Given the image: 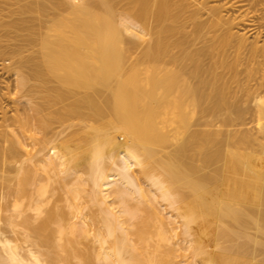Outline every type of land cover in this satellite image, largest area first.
Masks as SVG:
<instances>
[{
    "label": "bare ground",
    "instance_id": "bare-ground-1",
    "mask_svg": "<svg viewBox=\"0 0 264 264\" xmlns=\"http://www.w3.org/2000/svg\"><path fill=\"white\" fill-rule=\"evenodd\" d=\"M1 2L0 70L17 90L0 101L29 99L9 116L0 106V170L11 166L17 198L45 215L14 220L21 241L0 235V264H158L191 247L214 264L222 254L204 236L218 221L237 248L240 235L264 236V0ZM63 124L78 127L63 136ZM63 174L74 176L64 205L45 208ZM137 217L140 240L151 217L173 251L141 257L127 231Z\"/></svg>",
    "mask_w": 264,
    "mask_h": 264
},
{
    "label": "rangeland",
    "instance_id": "rangeland-1",
    "mask_svg": "<svg viewBox=\"0 0 264 264\" xmlns=\"http://www.w3.org/2000/svg\"><path fill=\"white\" fill-rule=\"evenodd\" d=\"M0 3L3 4V2H1V0H0ZM211 3H213V2L211 1ZM14 6H16V4H14V5L12 4L11 7H14ZM34 14L33 13L31 14L32 17L34 16ZM253 37H254V33L253 34H250L249 35V40H252ZM261 42H264V40L261 41ZM7 59H6V63H11V60L8 59V61H7ZM5 81L9 84V88H7L4 85V82ZM7 90H10L11 93H15V91L17 90V88L15 86V75H13L12 72H5V71L2 72L0 70V91H7ZM28 97H29V95H23L20 98H18V100L16 102H14L11 99L5 97V98H3V100H1L2 103L0 101V106H4V107L7 108V110H8V116L9 115H12L13 113H15L16 108H19L20 112H22L24 110L25 104H27V102H28V99H29ZM2 118L3 117H2V115L0 113V122H2ZM250 124H251V122H250ZM63 126H64V129H63ZM246 126L249 127L248 124H246ZM77 127H78L77 125L68 127V126H65V124H63L60 128L63 129L62 135L64 136L65 134L68 135V133L72 132V128H75L76 129ZM196 127H201V126L197 125ZM251 127H253V130H256L255 129V125L254 126H251ZM66 131H69V132H66ZM113 131H115V130H113ZM79 135H81V136L84 135V132L83 133H80ZM85 143L86 144H89L90 141L89 142H85V141L83 142L82 141L80 144H85ZM74 149L76 150V148H74ZM62 153L63 154H66L65 151L64 152L62 151ZM76 156H77V158L79 160L86 161V156H85V154L83 152H81V151L77 152ZM5 167L7 168V166H5ZM6 168H4L5 171L4 170L2 171V169L0 170V174L2 175L0 177V232H1L0 235H1V237L3 236V238L9 237V239H11V240H13V239L15 240V239H17L20 236L21 239L18 238V240L21 241L22 240V237L25 234L24 233V230H25L24 228L25 227H23V224L19 225V223H18V225H15L13 223L14 220L15 221H18V222H22L23 219L25 218L24 216H30L31 214H33V216H34L33 217V220L35 221L36 219H38V221H40L43 218V216L45 215V212H43L42 215H40L41 217L37 216L38 218H36L35 217V214H36L35 212L36 211H34L33 208L32 209L29 208L28 205H27V203L29 202L28 201L29 200L28 199L29 197L23 196V197L17 198V194H16V186H17L16 171L13 170V169H11V166H9L7 169ZM207 169H209V168H206V170ZM63 175H65V174H63ZM65 176H66V179H64V180H62V178L60 179V178L57 177L58 180H52L51 181L50 188L49 189L51 190L50 192H54V195L52 196L50 203H48L47 205H45V208H49V207L53 206L54 204H58L60 206L64 205V201L60 199V195L61 194L63 195V192L66 191L67 189L66 188H63V186H64V184H68L67 185L68 187H71V186L74 185L73 184L74 183L73 182V178H72L73 174L72 175L71 174L70 175H65ZM68 176H70V177H68ZM68 179H69V181H68ZM64 181H65V183H64ZM129 200H131L129 202V204L132 203L131 206L132 207L133 206L135 207V204L137 203L136 202L137 199L132 198V197H129ZM16 202L21 203V206L20 207H17L15 205ZM116 203L119 204L118 201ZM157 204L159 205L160 203H157ZM118 206L120 207V205H118ZM119 207L118 208L116 207V208L119 209ZM19 208L22 209L23 214H21L20 216H17L16 217V215H18L17 214V210H20ZM98 209H99V206L98 205H94L92 203H89V206L86 208V211L90 212V216L91 215L96 216V215H98L100 213L99 212L100 209L99 210ZM94 212H96V213L94 214ZM28 214H30V215H28ZM141 214H145V213L144 212H141ZM198 216L199 217L196 220V224H198V223H200V222H202L204 220H208V219H209V221H212V222L218 221L214 217L207 219L203 215H201V216L198 215ZM141 220H142L141 217H137L135 219L132 218V221H133L134 224L133 225L132 224L129 225L130 228H129V230H127V231H129L128 232V235H130L132 237L131 239L133 240V243L135 244V247L138 250V253L140 254L141 257L147 258V257H150L151 256V257H155V258H160L162 256L161 255V253H162L161 251H167V252L168 251L169 252L170 251H173V250H171V247H169V246H172V244L168 245L167 242H164V241H161L160 240L158 224L151 217H148L149 226H148L147 231L144 233V239H141L140 240L139 239V236L137 234V230H138L137 227H138L139 224H141ZM225 220L228 222L227 219H225ZM225 220L224 221H221V222L218 221L220 227L223 226V225H226L227 222ZM35 222H37V220ZM126 224H128V223H126ZM127 227H128V225H127ZM220 227L219 228H216L217 234H216V232H213L212 229L210 228L208 233H209V235H212V236H209L208 237L207 234L204 236L205 241H206L207 244L211 242L210 243L211 245L208 244L209 246L207 245V247H206V249L209 250L211 254L213 253V255L216 256V257H219L220 256V253H217V252H221V254H222L221 256H223V257L225 255L223 253H226V255L229 254L230 257L233 256V255H236L238 257V259H239V264H244L245 262H246L245 264H247V260L250 262V259H252L251 262H250L251 264H259V263L260 264H263L264 263V257L263 258L261 257V255L264 256V254H263L264 253V246L262 245L263 247H261V243H259V244H257V242L254 243V241H255L254 239H256V241H258L259 238H260L259 240L264 243V236L263 235L261 236V234L259 233V235L261 237L259 236L258 239L257 238H254L253 239V237H255V236H253V237L251 236V238L254 241L249 236H247V235H243L245 237V239H244V237L242 235H240V237L238 236V240L236 239L237 237L234 238V239L237 240V241L236 240L235 241H236V243H238V245L241 242L242 243L244 242L246 244V245L243 246L244 249H241V248H243V247H241L242 243L240 244V246L238 248H237L236 245L233 246L232 245L234 243V242L232 243L233 240L230 241L231 240V237H227V242L230 241L231 246H233L234 249L237 248L236 251L234 250L235 252L233 251V248H232V250L229 249L230 251L227 252V250L223 249V246L222 245H226L229 242L228 243L225 242L226 236H224L225 237L224 239H222L223 237L220 236V234H219ZM249 230H250V232L253 231L251 233L257 234V233H255L257 231L255 228H253V229L251 228ZM215 235H216V237H215ZM257 236H258V234H257ZM192 238H193V245H197L198 242H199V239L201 238V235L194 234L192 236ZM228 238H230V239H228ZM208 239L210 240V242H208ZM212 239H214L215 241L212 240ZM218 243L221 244V245H219ZM212 244H214V247L212 246ZM1 245H0V248L2 247ZM217 245H219L221 247H218ZM246 246H247V248H246ZM217 248L220 249V250H217ZM223 250H225L226 252L223 251ZM192 252H193V248L192 247L189 248L188 250H179L178 253H181V255H171L172 257H169L168 256V259H170L169 262L163 263V261L160 260L158 264H181L180 263V260H183V259L186 260V262L184 264H199V263L202 264V262L200 261V258L199 257H195ZM215 252L217 253V255H216ZM165 253L166 252H163V254H165ZM172 253L173 254H177V253H174V252H172ZM247 253H249V255ZM256 253H257V256H255ZM250 255H252L253 257L250 256ZM220 257H219V259H220ZM223 257H221L222 260L220 259V261H219V259L215 260V263L214 264H218V263L219 264H222V263L225 264L224 261H225V259L227 257H224L225 259ZM245 259H247V260H245ZM255 260H257V261L260 260V261L257 262ZM226 263H227V260H226ZM99 264H103V263H100L99 262ZM104 264H107V263L105 262Z\"/></svg>",
    "mask_w": 264,
    "mask_h": 264
}]
</instances>
